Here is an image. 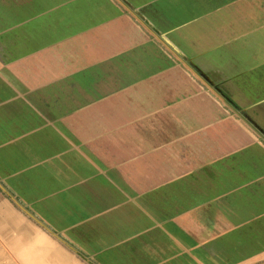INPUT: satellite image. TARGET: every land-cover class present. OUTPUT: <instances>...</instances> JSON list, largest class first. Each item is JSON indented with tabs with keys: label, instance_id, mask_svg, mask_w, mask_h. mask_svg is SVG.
Listing matches in <instances>:
<instances>
[{
	"label": "crops",
	"instance_id": "obj_1",
	"mask_svg": "<svg viewBox=\"0 0 264 264\" xmlns=\"http://www.w3.org/2000/svg\"><path fill=\"white\" fill-rule=\"evenodd\" d=\"M9 252L264 264V0H0Z\"/></svg>",
	"mask_w": 264,
	"mask_h": 264
},
{
	"label": "rangeland",
	"instance_id": "obj_2",
	"mask_svg": "<svg viewBox=\"0 0 264 264\" xmlns=\"http://www.w3.org/2000/svg\"><path fill=\"white\" fill-rule=\"evenodd\" d=\"M10 253V252H9ZM7 253L5 257L3 258L1 264H15V260L12 256V254ZM26 264V263H25Z\"/></svg>",
	"mask_w": 264,
	"mask_h": 264
}]
</instances>
